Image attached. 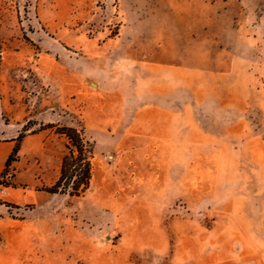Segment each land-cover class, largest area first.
Listing matches in <instances>:
<instances>
[{
    "label": "rangeland",
    "instance_id": "obj_1",
    "mask_svg": "<svg viewBox=\"0 0 264 264\" xmlns=\"http://www.w3.org/2000/svg\"><path fill=\"white\" fill-rule=\"evenodd\" d=\"M0 142V264H264V0H0Z\"/></svg>",
    "mask_w": 264,
    "mask_h": 264
},
{
    "label": "trees",
    "instance_id": "obj_2",
    "mask_svg": "<svg viewBox=\"0 0 264 264\" xmlns=\"http://www.w3.org/2000/svg\"><path fill=\"white\" fill-rule=\"evenodd\" d=\"M29 124L24 127L25 131H28ZM57 133L67 140V152L62 158L60 176L53 186L47 189V192L79 197L90 188L93 175L94 143L87 137L84 128L79 130L74 127H62ZM21 138L22 134L18 137V141ZM19 149V145H15L7 161V167L11 165Z\"/></svg>",
    "mask_w": 264,
    "mask_h": 264
},
{
    "label": "crops",
    "instance_id": "obj_3",
    "mask_svg": "<svg viewBox=\"0 0 264 264\" xmlns=\"http://www.w3.org/2000/svg\"><path fill=\"white\" fill-rule=\"evenodd\" d=\"M15 147L14 142H0V176Z\"/></svg>",
    "mask_w": 264,
    "mask_h": 264
},
{
    "label": "built area",
    "instance_id": "obj_4",
    "mask_svg": "<svg viewBox=\"0 0 264 264\" xmlns=\"http://www.w3.org/2000/svg\"><path fill=\"white\" fill-rule=\"evenodd\" d=\"M13 180V173L8 171L5 173L3 177L0 179V191H6L7 185Z\"/></svg>",
    "mask_w": 264,
    "mask_h": 264
}]
</instances>
